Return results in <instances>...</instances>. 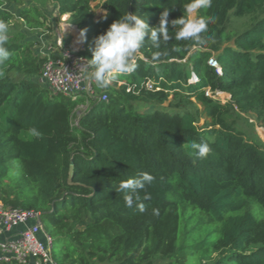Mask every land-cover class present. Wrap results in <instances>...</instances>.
Instances as JSON below:
<instances>
[{
	"label": "trees",
	"instance_id": "16d2710c",
	"mask_svg": "<svg viewBox=\"0 0 264 264\" xmlns=\"http://www.w3.org/2000/svg\"><path fill=\"white\" fill-rule=\"evenodd\" d=\"M43 2L87 29V60L127 12L156 27L168 10L172 38L160 48L146 40L134 71L94 85L107 96L100 101L41 85L46 56L10 29L0 65V201L39 213L56 264H264V141L236 127L247 122L242 114L264 125V0H213L199 13L214 21L200 45L175 39L171 21L188 0H0V20L51 28ZM230 18L245 24L230 30ZM192 143H207L208 157L196 158ZM143 173L154 180L128 208L131 193L116 189Z\"/></svg>",
	"mask_w": 264,
	"mask_h": 264
},
{
	"label": "clouds",
	"instance_id": "9594fccd",
	"mask_svg": "<svg viewBox=\"0 0 264 264\" xmlns=\"http://www.w3.org/2000/svg\"><path fill=\"white\" fill-rule=\"evenodd\" d=\"M213 0H188L184 5L183 15L171 21L175 28V39L177 41L191 40L200 45L204 41L202 33L208 31L209 23L214 22L199 13L212 6ZM168 10H165L160 18L159 25L150 27L144 18L136 13H129L114 21L108 29L96 37L92 48V57L87 60L88 67L92 70L88 73L89 78L94 79L98 87H107L110 82L118 79L119 76L131 73L136 68L135 57L146 40H150L155 48H160L172 37L168 30ZM107 18V15L104 17ZM10 26L5 20H0V65H3L9 58L10 52L6 47L9 40ZM87 29H81L78 43L86 41ZM159 59V53L153 57ZM33 136H39L36 128L30 129ZM191 149L198 159H206L211 152L207 143H192ZM154 177L149 173H143L140 178L130 179L122 183L116 191H128L131 194L124 197L125 206L133 207L135 199H139L138 192L142 190L145 183H151ZM135 198V199H134ZM145 198H148L145 196ZM143 211V206L140 205Z\"/></svg>",
	"mask_w": 264,
	"mask_h": 264
},
{
	"label": "built area",
	"instance_id": "2783aa9c",
	"mask_svg": "<svg viewBox=\"0 0 264 264\" xmlns=\"http://www.w3.org/2000/svg\"><path fill=\"white\" fill-rule=\"evenodd\" d=\"M79 33L75 26L59 23L54 29V40L42 51L46 59L38 81L52 93L72 98L95 95L96 82L88 76L92 69L82 54L83 43H78ZM208 64L218 72L213 57ZM193 80L192 74L188 81ZM146 86L151 89L152 82L148 81ZM221 93L217 91L213 97ZM205 94L210 95L209 89ZM98 99L106 101L107 96L102 93ZM39 216L37 211L12 208L0 201V264H56L51 255V237L43 229Z\"/></svg>",
	"mask_w": 264,
	"mask_h": 264
},
{
	"label": "rangeland",
	"instance_id": "374dc122",
	"mask_svg": "<svg viewBox=\"0 0 264 264\" xmlns=\"http://www.w3.org/2000/svg\"><path fill=\"white\" fill-rule=\"evenodd\" d=\"M41 8L42 10L46 13V15L48 16V19L51 20L52 23V27L51 28H46V29H35L32 31H28L26 30L22 23L18 21V19L14 18V24L12 26H10V29L15 28V31H19L21 32V40H27L30 41L32 43L31 46V51L35 52H41L44 51V49L46 48V45H48L49 43H51L54 40V29L53 27L57 26L59 23L61 24H65L66 22V17L67 15H61L58 16L57 12H56V6L54 3L52 2H43L41 4ZM94 10L96 15H99L102 13V10L100 9V7L98 6H94ZM12 11H15V8H12ZM245 19L246 18H230L229 23H228V28L230 30H235V29H240L244 26L245 24ZM112 82H110V84H112ZM101 95V93L99 91L95 92L94 98H97ZM229 96L227 94L221 93L220 96H218V98L221 101H225L227 100ZM99 100V99H98ZM86 108V106H81L79 107V109L77 110V114L81 111H84V109ZM241 117L244 118V120H247V122L245 123V121L242 123L240 121H237L236 123V127L239 129H242L245 133H252L255 134L256 136H258L261 141H264V125L263 123L256 121L254 122V124L252 123L254 121L253 115L252 114H248V115H240ZM9 206V205H8ZM164 264V263H163Z\"/></svg>",
	"mask_w": 264,
	"mask_h": 264
},
{
	"label": "water",
	"instance_id": "95a60500",
	"mask_svg": "<svg viewBox=\"0 0 264 264\" xmlns=\"http://www.w3.org/2000/svg\"><path fill=\"white\" fill-rule=\"evenodd\" d=\"M71 177H72V164L69 165V171H68V177H67L68 183H71Z\"/></svg>",
	"mask_w": 264,
	"mask_h": 264
},
{
	"label": "crops",
	"instance_id": "0c3cea01",
	"mask_svg": "<svg viewBox=\"0 0 264 264\" xmlns=\"http://www.w3.org/2000/svg\"><path fill=\"white\" fill-rule=\"evenodd\" d=\"M13 8V7H12ZM12 8L11 7H9V9H11L12 10Z\"/></svg>",
	"mask_w": 264,
	"mask_h": 264
}]
</instances>
